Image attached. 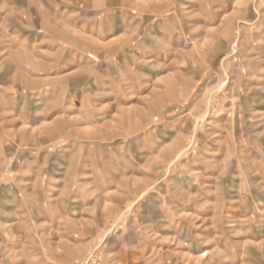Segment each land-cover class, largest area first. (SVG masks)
I'll use <instances>...</instances> for the list:
<instances>
[{"label": "rangeland", "instance_id": "obj_1", "mask_svg": "<svg viewBox=\"0 0 264 264\" xmlns=\"http://www.w3.org/2000/svg\"><path fill=\"white\" fill-rule=\"evenodd\" d=\"M0 264H264V0H0Z\"/></svg>", "mask_w": 264, "mask_h": 264}]
</instances>
